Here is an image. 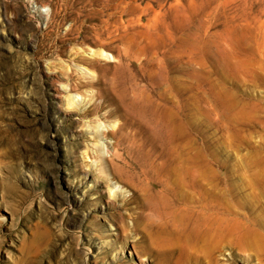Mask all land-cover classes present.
Returning <instances> with one entry per match:
<instances>
[{
    "label": "rangeland",
    "instance_id": "obj_1",
    "mask_svg": "<svg viewBox=\"0 0 264 264\" xmlns=\"http://www.w3.org/2000/svg\"><path fill=\"white\" fill-rule=\"evenodd\" d=\"M160 168L264 233V0H0V264H264L161 244Z\"/></svg>",
    "mask_w": 264,
    "mask_h": 264
},
{
    "label": "bare ground",
    "instance_id": "obj_2",
    "mask_svg": "<svg viewBox=\"0 0 264 264\" xmlns=\"http://www.w3.org/2000/svg\"><path fill=\"white\" fill-rule=\"evenodd\" d=\"M114 147L115 146H113V149H115ZM119 154H121V153L119 152ZM110 157H111V155H110ZM120 159H119V161H120ZM109 161H111V158H110ZM124 164H126V162ZM159 165L160 164H158V166ZM154 166H156V165H154ZM177 167H179V166H177ZM137 168L138 167H136V169ZM172 168L174 169V167H172ZM172 168H170V170ZM180 168H182V167H180ZM175 169H177V168H175ZM184 169H186V168H184ZM149 170H150V168H149ZM138 171H139V169H138ZM190 171H193V170H190ZM154 172H155L154 180L152 182H150V186H151V188L154 191H153V194L151 195V197L148 198L149 199L147 201L148 202V206H145V207L149 208V210H157V211H159L160 208H166L169 212H167L165 210L167 212L166 213L164 211L165 214H171V215H172V213L174 214L173 215L174 218L172 220L173 221L174 228H176L180 232L182 231L180 235L178 234L175 237V239L173 238L174 236L172 235L173 236V237H171L172 239L169 238V239L164 240L163 242L160 241L161 244H165V245H167L168 243L171 244L172 243L171 241H174V242H177L178 241V243L180 241V243H183V242H181L182 239H184L186 241L190 240L189 242H191L193 240V242L196 241V243H197V241H200V242H203L205 244L204 247L206 246V248H204V249H209V251H208L209 253H207L206 250H205L206 254H210L211 251L218 250L222 245H224V243L226 245V243H228V242L234 243V241H235L236 245H239L241 247H244V248L246 247V248L252 249V250L257 251V252H259V251H261V252L263 251L264 252V233L259 228L260 224L257 222L258 220L257 219H255V220L253 219V221H250L248 219H247V221L241 220L240 217H238L241 213L243 214V212L240 211V209H242L240 206H239L240 209L238 208L239 210H235V208L234 209H232V208L230 209L229 208L230 211L227 210L228 208L225 209L224 207L223 208H218V209L208 208V207H206V204H204V200L202 201V199H200L198 197H197L198 198V200H197L195 198V196H193L194 193H192L193 195H188L187 194L189 191H190V194H191V190H189V191H187V190L190 189V188H192V183H191V180L190 179L182 178V177H178V178L175 177L176 175H178V173L180 171L175 176H173L174 178L172 179L173 180L172 183L173 184L175 183L174 184L175 185V188L174 189H169V187L167 186V180H166L165 177H167L166 175H168V174L170 175V172L168 173V170L167 169L164 170V168H160V169H157ZM194 173H196V172H194ZM121 174L123 175L122 178L126 181V183L131 184L129 182V180H128V177H129L128 176V173L127 172H122ZM142 174H143V172H142ZM191 174H192V172H191ZM193 175H195V174H193ZM195 177H196V175H195ZM132 188H133V186H132ZM138 188H139V186H138ZM184 190H186L187 193L184 192ZM132 191H134V190H132ZM201 192H202V190H201ZM203 192L205 193V191H203ZM203 197L206 198V196H203ZM142 200H143V197H142ZM144 202H145V200H144ZM195 204H196V206H194ZM233 206H235V205L233 204ZM141 207H143V206L141 205ZM228 207H229V205H228ZM197 208H199V210ZM148 213H150L151 216H153L151 212L148 211ZM241 217H242V215H241ZM244 217H245V215H244ZM243 219H245V218H243ZM254 221H256L257 223L255 224ZM154 224H156V223H154ZM165 224H166V222H165ZM162 226H163V224H162ZM169 230H171V229H168V231ZM178 231H177V233H178ZM157 232H158V230H157ZM165 233H167V232H165ZM173 234H176L175 231H173ZM161 235L162 234H160V236ZM166 235L168 236V234H166ZM160 236H159V238H160ZM161 237H163V236H161ZM157 238L158 237H155V238H152V239L155 240ZM152 239H151V241H154ZM159 240H162V239L160 238ZM174 242H173V246H175L174 245ZM155 243L157 244V241ZM180 243H179V245H180ZM191 244H192V242H191ZM158 245L160 246V244H158ZM194 245H196V244L194 243ZM167 246H166V248H167ZM192 246L193 245H191V247ZM198 246H199V244H198ZM176 247H174V248H176ZM168 248H170V247H168ZM188 248H190V247H188ZM202 248H203V245H202ZM172 249H170V250H172ZM181 249H183V248H181ZM178 250L180 251V249H178ZM173 252H174V250H173ZM168 254H170V253H168ZM184 261H185V259H184Z\"/></svg>",
    "mask_w": 264,
    "mask_h": 264
}]
</instances>
